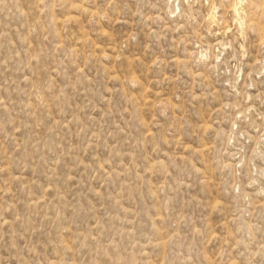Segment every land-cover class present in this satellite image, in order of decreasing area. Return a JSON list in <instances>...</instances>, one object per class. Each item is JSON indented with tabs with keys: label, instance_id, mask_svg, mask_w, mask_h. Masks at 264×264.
<instances>
[{
	"label": "rangeland",
	"instance_id": "374dc122",
	"mask_svg": "<svg viewBox=\"0 0 264 264\" xmlns=\"http://www.w3.org/2000/svg\"><path fill=\"white\" fill-rule=\"evenodd\" d=\"M0 264H264V0H0Z\"/></svg>",
	"mask_w": 264,
	"mask_h": 264
}]
</instances>
